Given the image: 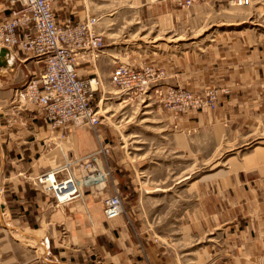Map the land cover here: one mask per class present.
I'll list each match as a JSON object with an SVG mask.
<instances>
[{
	"label": "rangeland",
	"instance_id": "374dc122",
	"mask_svg": "<svg viewBox=\"0 0 264 264\" xmlns=\"http://www.w3.org/2000/svg\"><path fill=\"white\" fill-rule=\"evenodd\" d=\"M80 1L81 5L84 1L80 7L84 16L92 14L99 17L97 30L102 32L103 41L100 54L112 59L111 65L101 64L91 76H81L77 71L83 78L95 77L98 80L91 104L98 110L100 123L96 128L109 152L105 155L97 153L98 144L92 148L91 153L101 157L98 158L99 167L94 164L86 166L92 161L90 159H84L83 164L82 159L71 161L80 157L78 144L71 141L73 143L68 147L64 146L60 141V129H51L37 106L22 104L14 98L15 89L24 87L31 73L39 71L40 63L32 60L35 72L31 70L18 84L15 65L8 68L7 73H0V264H80L69 258L72 247H69L68 239L72 230L65 219L72 216V209L64 208L68 202H58L55 194L45 188L49 182H38L39 176L53 170L58 171V179L66 177L64 168L67 161H71L68 170L80 182L71 199L90 193V197L85 198L88 205L97 206L104 220H112L103 214L104 200L116 192L120 194L122 211L115 218H122L127 225L141 259L153 255L148 249L149 243L168 252L177 264H214L211 259L220 247L216 240L218 235L221 236L220 231L212 230L201 236L202 233H196L193 227L194 222L202 221L201 187L206 181L222 183L220 178L229 175L233 183L236 173L229 171V158L243 161V156L255 146H264V127L256 129V135L243 146H227L215 151L213 156L200 152L199 145L191 152L182 145L184 139L177 137L176 133L181 131L174 130L172 120L189 110L217 109L222 101L234 97L238 79L227 76L223 77L224 81L214 80L199 89L187 88L174 84L171 79L168 81L167 75L171 70L164 65L173 64V58L181 60V56L195 55L210 50L218 42H225L219 39V35H234L246 45L256 42V38H252L254 35L264 39V0H251L250 5L244 7L198 3L187 9L176 8L161 0H150L154 2L145 5H129L123 0ZM157 1L163 6L161 11L171 15L173 26L168 33L162 34L154 27L155 18L163 14L160 10L150 11L149 6L160 7ZM60 5L61 2L55 8L58 19H79L71 13L60 15ZM164 7H167L166 11ZM209 8L214 10L213 18L204 21L197 11H208ZM6 11L4 15L9 13L8 8ZM175 31L183 33L185 39L170 41L167 36ZM155 35L161 36L154 39ZM4 48L0 44L1 55H7ZM18 52L25 54L21 50ZM83 63L89 64L80 61L76 69ZM120 63L137 70L152 68L154 72L148 87L143 91H125L112 84L110 73ZM158 69L162 70L161 74ZM261 77L264 78V66ZM170 88L196 93L215 90L219 93L216 107L187 109L173 118L162 105L163 96L156 91L163 94ZM78 129L92 133L86 126ZM86 152L89 151L82 153ZM46 160H50L48 169L46 167L36 174L31 175L21 169L20 162L27 167L28 162L42 165ZM19 172H22L21 176ZM217 172L224 174L216 175ZM98 173L102 174V179L83 183L84 177ZM211 173H215L212 178L206 181L201 178ZM16 175L25 180L26 189L22 193L14 191L15 182L8 181ZM227 179L222 184L230 185ZM35 196L38 202L34 200ZM40 199H47L48 209L42 207ZM261 216L256 214L258 227ZM238 220L241 228L245 224L244 218L239 216ZM35 229H41L42 234ZM35 235L45 239L52 256L49 261L44 258L46 250ZM258 235L256 230V237ZM211 243L216 244L212 247Z\"/></svg>",
	"mask_w": 264,
	"mask_h": 264
},
{
	"label": "crops",
	"instance_id": "0c3cea01",
	"mask_svg": "<svg viewBox=\"0 0 264 264\" xmlns=\"http://www.w3.org/2000/svg\"><path fill=\"white\" fill-rule=\"evenodd\" d=\"M123 1L128 2L129 5H145L148 2H154L150 0ZM60 2L62 9L60 15L71 13L79 18L84 17V13L80 9L84 5V1L82 5L80 0H60ZM156 4H160V7L147 5V7H151V13L154 10L161 11L163 9L161 3ZM6 8L7 0H0V17L7 12ZM164 10L166 11L167 7H164ZM213 11L209 8L208 11H197V13L202 14L201 18L204 21H210L213 18ZM172 26L170 13L160 14L154 20L155 29L162 34L168 33ZM159 36L161 35H155L153 38L157 39ZM238 36L241 37V35ZM167 37L170 41L185 39L183 33L176 31ZM218 37L225 42H218L210 50H204L195 55L191 53L187 57L186 55L181 56V60L178 57L173 58V64L164 65L166 69L171 70L167 75L168 81L171 79L174 84L177 83L187 88L199 89L207 84H212L214 80L224 81L223 77L227 76L238 79L234 97L222 101L217 109L213 111L189 110L178 119L172 120L174 130L181 131L176 134L179 139H184L182 144L184 147L192 152L193 148L199 145L200 152H204L206 155L211 154L210 156H213L215 151L227 146H243L252 140L254 134L256 135V129L261 128L262 130L264 127V78L261 77V70L264 66V39L259 35H254L252 38H256V42L246 45L241 39L231 34ZM242 38L245 39L244 36ZM4 49L7 55H0V73H7L8 68L12 69V65H15L14 70L18 75L15 81L18 84L26 79L31 70L35 72L33 61L26 54ZM111 62L112 59L103 54L96 61L90 60L87 62L89 64L83 63L77 68V71L81 76H91L95 74L101 64L111 65ZM41 129L44 131V128ZM69 132L66 138L60 140L64 146L68 147L73 143H70L71 141L76 142L78 148L80 147L78 152L80 155L89 153L92 148H95L96 138L91 132L78 128L73 130L72 127ZM36 146H38L37 143ZM84 151L89 152L82 153ZM49 161L46 160L42 165L33 162H28L27 167L22 165L23 162H20V165L23 172L32 175L43 171L46 167L48 169ZM228 163L229 171L236 173L234 182L231 183L230 175L223 179L220 178V182L223 183L228 177L230 185L206 181L208 178H212L215 173L201 177L206 181L201 187L200 195L202 221L194 222L193 227L196 233H202L201 236L211 233L212 230L220 231L221 236L218 235V239H216L218 240L217 245L220 247L217 252L213 253L212 263L264 264V146H255L243 156V161L229 158ZM21 173L19 172L18 175L21 176ZM219 174L221 172L216 173V175ZM223 174L221 175L223 176ZM18 175L8 178V181L15 182L14 191L22 193L26 189L25 180L17 177ZM90 195V193L78 195L67 201V207H64L72 209V216L65 220L72 230L68 244L70 248L72 247L69 258L72 257L74 263L177 264L168 252L161 251L157 245L149 243H147L148 249L153 252V255L141 259L139 249L132 240L123 219L118 217L104 220L101 210L97 206L88 205L85 198ZM58 197L62 198V195L58 194ZM34 200L38 202V197L35 196ZM45 201L40 199L42 207L48 209L47 199ZM256 205H258L257 208ZM256 214L262 215L260 225L263 227L260 225L258 227ZM239 216L241 219L244 218L245 223L241 228H239ZM35 230L42 234L41 229ZM256 230L259 233L258 237H256ZM184 231L187 234V228ZM40 236L35 235V238L45 248L44 258L49 261L52 258L51 252L49 253L45 239L38 238ZM214 244L216 243H211V246L213 247ZM205 252L207 253L206 250Z\"/></svg>",
	"mask_w": 264,
	"mask_h": 264
},
{
	"label": "built area",
	"instance_id": "2783aa9c",
	"mask_svg": "<svg viewBox=\"0 0 264 264\" xmlns=\"http://www.w3.org/2000/svg\"><path fill=\"white\" fill-rule=\"evenodd\" d=\"M60 0H7L9 13L0 20V44L6 49L23 51L28 58L41 67L37 73H31L23 88H16L14 98L22 104L34 105L51 129H60V139H64L73 130L86 126L96 138L99 150L107 154L108 145L102 141L96 128L100 123L98 110L91 104L94 90L98 87L95 77L83 78L78 75L76 66L81 62H89L99 56L103 46L102 34L96 30L97 18L86 14L77 20L70 17L60 20L55 15L56 5ZM179 9H187L198 3L211 5L227 4L248 6L251 0H161ZM159 73L162 70L158 69ZM154 70L147 67L137 70L128 64L116 65L110 73V82L125 91H143L150 82ZM152 79V78H151ZM162 105L173 116L179 117L187 109H214L217 104V91L192 92L180 88H170L162 94L158 91ZM222 92H226L223 90ZM86 156L87 158H84ZM100 155L86 153L77 159L92 160L88 164H98ZM66 162L64 170L67 176L57 178L58 171L53 170L38 177L39 183L49 182L45 187L51 190L58 202H66L76 193L80 182L68 170L70 162ZM81 164V165H82ZM63 170V168H62ZM99 174V173H98ZM90 174L84 177L83 183ZM58 194H63L62 198ZM103 214L108 219L120 215L122 208L120 194L107 197Z\"/></svg>",
	"mask_w": 264,
	"mask_h": 264
},
{
	"label": "bare ground",
	"instance_id": "6f19581e",
	"mask_svg": "<svg viewBox=\"0 0 264 264\" xmlns=\"http://www.w3.org/2000/svg\"><path fill=\"white\" fill-rule=\"evenodd\" d=\"M93 16H95V15H93ZM96 18H97V23H98V20H99V18L97 17V16H95ZM97 23H96V30H97ZM98 31V30H97ZM99 33L100 34H102V32H100L99 31ZM1 55V54H0ZM0 63H1V60H0ZM166 91V90H165ZM99 107V106H98ZM100 109V108H99ZM92 180V181H94V180H98V179H102V174L101 173H99V174H95V175H92V177H90L88 180ZM62 196H63V194H61Z\"/></svg>",
	"mask_w": 264,
	"mask_h": 264
}]
</instances>
